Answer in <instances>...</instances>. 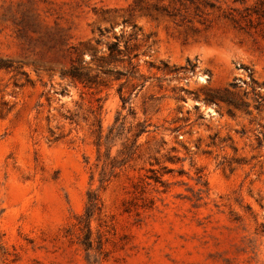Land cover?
<instances>
[{"label":"rangeland","instance_id":"obj_1","mask_svg":"<svg viewBox=\"0 0 264 264\" xmlns=\"http://www.w3.org/2000/svg\"><path fill=\"white\" fill-rule=\"evenodd\" d=\"M252 3L0 0V264H264Z\"/></svg>","mask_w":264,"mask_h":264},{"label":"trees","instance_id":"obj_2","mask_svg":"<svg viewBox=\"0 0 264 264\" xmlns=\"http://www.w3.org/2000/svg\"><path fill=\"white\" fill-rule=\"evenodd\" d=\"M175 1V0H171ZM234 2H239L240 4H245L246 0H234ZM231 20L236 24H241L242 22L246 25V27L250 29H254L264 38V0H253V3L251 6H244L243 10L241 12H238V15L232 16ZM136 26H132V30H135ZM99 34L102 35V32L99 31ZM136 33H132L129 35V39H127L124 42V50L120 47V41L118 38L115 39L114 42L107 43L106 44V56H100L98 58H95L94 55L91 57L92 60H96V62L100 65L99 67L103 68L102 66H109L113 62H123L124 58L126 57L127 61V70L125 72L126 74L134 75L135 73V66L131 63V57H130V51L131 47H127L128 42L135 39ZM99 41H96V44H98ZM83 64V60L80 59V54H77L74 62L72 61L71 65V76L78 80L81 84L84 86H90L95 82V78L89 77L86 73H83L80 70V65ZM117 74L120 76L121 73L117 72ZM232 86V85H231ZM233 87V86H232ZM118 92L121 94L122 91L119 88ZM226 92V90H225ZM213 98H218L219 100H222L226 102L228 105L232 106H239L238 103L233 101L227 96V92L225 95L221 96H214ZM213 98L208 99L209 101L214 100ZM121 100L124 106L128 104L129 98H124L121 95ZM260 102L256 103L255 109L259 110ZM103 181V178L100 180V182Z\"/></svg>","mask_w":264,"mask_h":264}]
</instances>
